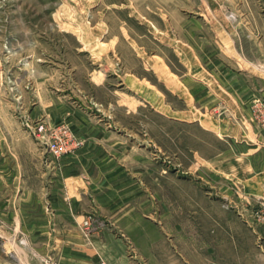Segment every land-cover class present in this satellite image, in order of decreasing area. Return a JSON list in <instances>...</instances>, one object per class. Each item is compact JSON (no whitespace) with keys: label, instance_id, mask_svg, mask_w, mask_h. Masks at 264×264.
<instances>
[{"label":"rangeland","instance_id":"374dc122","mask_svg":"<svg viewBox=\"0 0 264 264\" xmlns=\"http://www.w3.org/2000/svg\"><path fill=\"white\" fill-rule=\"evenodd\" d=\"M233 9L249 8L229 7L227 0H0L3 132L20 139L26 118L67 126L81 142L68 157L85 144L72 124L77 119L130 145L146 161L148 173L134 177L133 197L150 247L140 239L136 251L93 211L79 223L85 239L110 230L124 240L128 259L149 264L150 256L162 264L165 226L178 218L165 208H190L206 198L223 208L231 204L217 182L233 188L232 177L214 172L195 151L210 155L228 146L210 131L221 121L211 106L217 62L264 77V56L252 46L246 45L244 57L260 73L234 53L227 33L242 24L232 22ZM27 138L45 161V151ZM89 214L96 228L88 232L82 222ZM2 228L0 221V264H52L39 262L19 230L11 228L8 237Z\"/></svg>","mask_w":264,"mask_h":264},{"label":"crops","instance_id":"0c3cea01","mask_svg":"<svg viewBox=\"0 0 264 264\" xmlns=\"http://www.w3.org/2000/svg\"><path fill=\"white\" fill-rule=\"evenodd\" d=\"M227 4L249 8L237 14L233 9L232 22L242 25L227 36L234 53L260 73L262 69L244 54L250 53L246 48L250 45L264 56V0H227ZM215 69L217 97L211 106L217 120L225 121L210 131L217 139L228 140V146L210 155L197 150L195 154L217 174L232 177L233 188L217 182L218 193L231 204L223 208L206 198L190 208H165L166 215L178 218L165 226L168 238L162 264H264V226L251 216L254 204L264 197V127L254 121V106H264V77L232 70L219 61ZM72 124L85 144L72 156L59 160L47 156L45 161L27 131V136L22 132L15 140L0 128L1 231L10 237L11 228L19 230L40 263L96 264L101 259L107 264H132L122 238L104 230L85 239L79 223L87 212H96L123 232L136 251L140 239L150 247L133 197L134 177L148 173L146 161L130 145L116 142L87 122L75 119ZM146 260L160 264L150 256Z\"/></svg>","mask_w":264,"mask_h":264},{"label":"built area","instance_id":"2783aa9c","mask_svg":"<svg viewBox=\"0 0 264 264\" xmlns=\"http://www.w3.org/2000/svg\"><path fill=\"white\" fill-rule=\"evenodd\" d=\"M254 121L259 127H264V106H254ZM24 127L30 137H32L38 146L52 159L58 160L61 157L76 151L81 142L72 131L64 125L49 126L46 122L38 120L32 122L29 118L24 120ZM255 224L264 226V197L257 200L251 212ZM93 215L89 214L82 222V226L89 232L90 228H96L92 224ZM132 264H139L136 258L129 257ZM96 264H107L99 259Z\"/></svg>","mask_w":264,"mask_h":264}]
</instances>
